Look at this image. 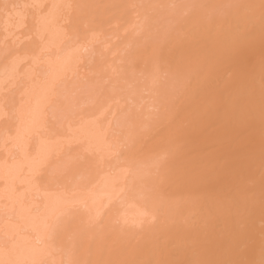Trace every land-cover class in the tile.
<instances>
[{"label":"bare ground","instance_id":"obj_1","mask_svg":"<svg viewBox=\"0 0 264 264\" xmlns=\"http://www.w3.org/2000/svg\"><path fill=\"white\" fill-rule=\"evenodd\" d=\"M1 46L0 264H264V0H0Z\"/></svg>","mask_w":264,"mask_h":264},{"label":"rangeland","instance_id":"obj_2","mask_svg":"<svg viewBox=\"0 0 264 264\" xmlns=\"http://www.w3.org/2000/svg\"><path fill=\"white\" fill-rule=\"evenodd\" d=\"M20 12H19V16H21V15H24L23 17L21 16V18L19 19V21L21 20L22 21V24H21V26H20V28H18L19 30H17V29H15V33L13 32L12 34L13 35H15L18 39H20V41L22 40L23 41V43H22V41H21V43H20V41L19 40H16L15 39V42L17 41L18 42V44L20 45V44H23V45H25L24 44V42H26V43H28L27 41L29 40V38H26V37H23L24 35H26V34H23V32L24 31H21L22 29L24 30L25 29V31H28V29L29 28H27V27H30L31 26V20L33 19V18H31L30 16H28L27 15V13L26 12H23L22 11V9H20L19 10ZM70 12L71 11H69V13L67 12V11H64L63 13V17L65 16V15H68L67 17H64V18H67V21H66V23H69L68 22V19L70 18L71 19V14H70ZM22 13V14H21ZM25 13V14H24ZM66 13V14H65ZM29 18H31V20L29 19ZM17 19H18V17H17ZM16 19V21H18ZM29 19V20H28ZM70 19H69V21H70ZM28 21H31V22H29V24L30 25H28L27 24V22ZM65 22H63L62 23V25H60V31L62 32L63 31V34H66V33H72V32H75L76 30L75 29H73V28H71L72 27V25L70 24V26L71 27H69V25L68 24H66ZM66 24V26H64ZM68 25V26H67ZM63 28H62V27ZM26 27V28H25ZM16 30L17 31H19V32H17L18 33V35H16ZM20 32H22V34H23V36H22V38H21V36H19V35H22V34H19ZM25 33V32H24ZM27 33V32H26ZM13 35H11V36H13ZM23 38H25V41H24V39ZM26 39H27V41H26ZM15 42H13V43H15ZM16 42V43H17ZM18 45V46H19ZM22 45V46H23ZM21 46V45H20ZM0 52H2L3 51V49H2V46L0 47ZM3 54L5 53V51H3L2 52ZM1 54V53H0ZM3 54H2V56L0 57V60H2L1 58H3L4 56H3ZM19 57V56H18ZM15 58V57H14ZM17 58V57H16ZM15 58V59H16ZM15 59H13V60H15ZM18 59V58H17ZM19 59H20V57H19ZM38 59H39V57H38ZM15 62V61H14ZM41 62V61H40ZM38 63L39 65L40 64H42V62L41 63ZM37 64V65H38ZM37 65L35 66V68H37ZM33 68H34V66H33ZM18 69H20V68H18ZM21 70V69H20ZM17 84H15V85H12V87H11V89H14L15 87L14 86H16ZM17 87V86H16ZM10 88V87H9ZM10 89V91L12 92L10 95H12V96H14L15 94L13 93V91L15 92L16 91V88L14 89V90H11ZM6 92H7V90H5ZM5 91L3 92V94L5 95V97L7 96V98L9 99V100H7L8 102L11 100L9 97H10V95H9V93H10V91L8 90V92L7 93H5ZM14 94V95H13ZM59 94H62V95H64V96H62V97H60V99H61V101H60V99L58 100V102L60 101V102H64L63 103V105L61 106V107H59L58 108V105H59V103H57L56 105L55 104H53L52 106H51V108H48L47 110L48 111H46V118H45V121H47L48 123H46V124H53L54 126H59V125H61V124H65L66 122L68 123V121H70V119L71 118H73L76 114H78L83 108H85L86 107V104H88L89 103V101H90V99H88V94L85 92V88H77L76 87V85H70L69 87H67L66 88V90L65 91H62L61 93H59ZM11 96V97H12ZM7 98H5V101L4 102H6V99ZM12 98H14V97H12ZM3 100H4V98H3ZM0 102H2V103H0L1 104V106H3L4 107V110L6 111L7 109V112H5L3 109H2V111L4 112V118H3V116L1 117V119L2 120H6L8 117H9V115H10V111H9V106H8V102H6L5 104L3 103V101H2V99H1V101ZM3 104V105H2ZM9 112V113H8ZM8 114V115H7ZM6 118V119H5ZM70 118V119H69ZM0 119V120H1ZM48 119V120H47ZM5 135V137H6V135L7 134H5L4 132H0V140H1V138L3 137ZM5 137H3V138H5ZM2 138V139H3ZM86 172H83V174L81 175H79L78 177H76L75 178V181H80V180H85L87 177H88V175H87V173L85 174ZM85 177V178H84ZM66 244H67V247H66V252H67V256H66V258H68V257H75L74 256V252H73V250H72V248H73V245H72V243L70 242V239H68V241H66Z\"/></svg>","mask_w":264,"mask_h":264}]
</instances>
